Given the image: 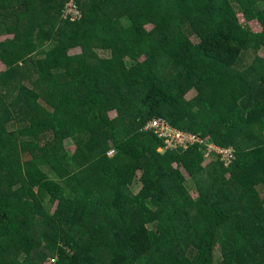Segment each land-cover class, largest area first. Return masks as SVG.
Segmentation results:
<instances>
[{
	"label": "trees",
	"instance_id": "16d2710c",
	"mask_svg": "<svg viewBox=\"0 0 264 264\" xmlns=\"http://www.w3.org/2000/svg\"><path fill=\"white\" fill-rule=\"evenodd\" d=\"M67 1L0 0V264H264V0Z\"/></svg>",
	"mask_w": 264,
	"mask_h": 264
},
{
	"label": "built area",
	"instance_id": "2783aa9c",
	"mask_svg": "<svg viewBox=\"0 0 264 264\" xmlns=\"http://www.w3.org/2000/svg\"><path fill=\"white\" fill-rule=\"evenodd\" d=\"M82 12L76 0H68L62 10V18L65 20L75 21L81 18ZM144 132L154 133L165 144L166 151L183 150L187 151L193 147L199 146L206 150V157L211 160H219L224 163L225 167L233 165L235 155L232 149H222L219 146L206 143L198 135L173 129L163 119H153L147 123ZM114 152L110 153L112 156ZM215 157V158H213ZM213 158V159H212Z\"/></svg>",
	"mask_w": 264,
	"mask_h": 264
},
{
	"label": "rangeland",
	"instance_id": "374dc122",
	"mask_svg": "<svg viewBox=\"0 0 264 264\" xmlns=\"http://www.w3.org/2000/svg\"><path fill=\"white\" fill-rule=\"evenodd\" d=\"M252 27H253L254 30H258V28H259L257 23H252ZM3 39H5V38H3ZM192 40L195 41V42L198 41L196 37H192ZM75 53H79V52L78 51L72 52V54H75ZM256 55L264 58V49H261V50L256 51V52L253 49H250L247 52H245L243 54L241 60L239 61V64H238L239 70H244L246 67H248L252 63V61H253V59H254V57ZM5 69H6L5 65L0 61V73L2 71H4ZM195 95H196V91L192 90L187 95V98L188 99L193 98ZM110 116L112 118H114L115 114L113 113ZM67 149H68V151H69V153L71 155H73L75 153V147H74V145L71 142H67ZM230 149H232V148H230ZM187 186H188V188L191 191L192 197L194 199H196L197 198V194H195V190H194L193 184L191 182H189ZM137 190H138V187L135 188V191H137ZM215 259H216V261L220 259V251H219V249H217V251L215 252Z\"/></svg>",
	"mask_w": 264,
	"mask_h": 264
},
{
	"label": "crops",
	"instance_id": "0c3cea01",
	"mask_svg": "<svg viewBox=\"0 0 264 264\" xmlns=\"http://www.w3.org/2000/svg\"><path fill=\"white\" fill-rule=\"evenodd\" d=\"M6 67V66H5ZM7 69V68H6ZM6 69L4 70V71H6ZM4 71H2V72H4Z\"/></svg>",
	"mask_w": 264,
	"mask_h": 264
}]
</instances>
